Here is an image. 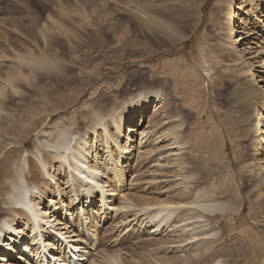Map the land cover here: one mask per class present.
Listing matches in <instances>:
<instances>
[{"label":"rangeland","instance_id":"rangeland-1","mask_svg":"<svg viewBox=\"0 0 264 264\" xmlns=\"http://www.w3.org/2000/svg\"><path fill=\"white\" fill-rule=\"evenodd\" d=\"M129 1L0 0V87L7 86V71L21 66L16 61L18 56H26L28 52L35 53L36 37L39 36L40 27L48 24L47 21L51 19L80 21L79 17L81 18L83 14L84 20L81 21L86 22L84 23L87 25L84 27L86 30H93L97 26L98 32L96 30V32H92L96 34L95 37L104 40L105 44L107 42L108 46L110 45L109 47L113 49L119 47L121 43L120 46L127 44L129 47L128 50L119 51L120 54H116L119 60L112 58V51L105 54L107 58L111 59L110 61L103 60V57L98 58L99 63L98 59L92 61L93 66L88 70L89 73L93 71L92 74H95V69L91 68L100 66L101 76L97 80H87L82 83V79L76 77L79 74L78 70L72 71L71 75L75 79L74 84L69 86V90L71 89V92L75 93L74 95H66L65 87H61L62 85L65 86L64 81L51 80L43 84L44 89L48 90L49 94L58 92L65 94L62 99L65 106H56L55 108L48 106L47 111L59 122H64L62 126L70 127L73 139H77L78 136L87 131L88 146L94 142V136L90 132V129L93 128L91 125L97 122L94 109H92L94 107L97 108L102 104L109 103V113L113 109L118 111L121 103L131 96L140 95L143 91H145L144 94L152 91L149 104H156L154 97L162 101L161 106L163 108L160 106L158 115L154 114L153 108L148 113L146 110L150 109L149 107L144 108V110H136L130 117L134 120L124 127L135 124V129L133 128L135 133L128 136L131 142L128 141L125 147H134L135 150L142 149L140 150L141 154L136 152L135 156H131V160L121 163L124 164L123 167L109 162L107 171L118 172L123 170L124 173L123 177L119 179L121 181L117 189L112 192L109 215L98 225V228L92 229V235H95V246L92 248L90 263L85 264H91L93 260L99 261L101 264H110L109 261L104 262L108 259L107 257H116L118 262L122 264H166L164 259L167 257L183 259L181 263L172 261L173 264H264V179L258 184L259 179L264 178V168H262L264 167V158L262 160L264 155L258 154L262 141L260 138L257 141L254 140V135L262 127L261 124L258 126L257 123L261 109L257 106L255 114L251 117L249 110L241 102L234 100L233 92L239 90V86H244L245 82L250 80V75L247 72L248 74L245 76L243 63H240L238 68L241 70L242 67L244 72L243 70L241 72L244 74L239 72L242 77L238 75L237 66L233 65L228 49L220 50L218 47L217 35L223 33L222 30L218 29H221V24L226 21V17L227 20L230 17L225 16L229 0ZM178 1L182 3L179 4ZM240 1L230 0L237 6ZM131 2L138 4L140 8L144 9L145 7L144 11H148L147 15L137 11V8L135 11ZM89 3H91V7ZM103 4L108 6L111 4L109 6L111 8H108V10L110 9L109 12H107L108 10L104 12L100 10ZM82 8L85 10L82 11ZM92 10H96L97 13L92 14ZM111 11L112 13H110ZM235 12L237 13V11ZM57 14L59 15L57 16ZM153 17L166 21L172 27L174 31L170 38L164 35L155 39L151 37L155 35V32L158 33L159 28L154 24ZM148 18L151 20L150 23H148ZM97 19L100 22L103 21V24H100L104 25L103 27H98L100 25L97 24ZM92 21L97 24L95 27ZM261 21L264 25V18ZM87 22L93 24L90 26ZM33 24L36 29H34ZM213 25H216L218 29L215 30ZM104 29L108 31L106 32ZM100 32L106 35L103 34L101 38ZM148 32L151 33L150 36H148ZM83 34L87 35L86 33ZM137 36L138 38H136ZM263 40H261L260 45L264 53ZM59 58L61 57L59 56ZM61 63L67 65V62ZM115 64L120 65V69L114 70L113 65ZM22 69L28 70L26 67ZM77 69L79 68L77 67ZM83 72L87 73V71ZM251 72L255 73L256 81H259L257 86L261 87L264 84H261V78H264V70L253 68ZM238 77L241 79L239 80ZM155 81L158 82L154 84ZM243 81L244 84H242ZM50 83L54 85V89L48 86ZM140 89L143 90L140 91ZM14 90L12 92H14L15 99L10 97V106L4 108L1 113L15 117V120H10L7 125H14L18 122L19 117L30 116V110L18 104L23 98L26 101L30 97L34 99L39 88L31 90L35 92H26L21 87H15ZM6 92L7 90H5ZM115 92H118V95L113 97L111 102L105 100L114 96ZM157 92L158 94H156ZM8 94L10 95V93ZM160 94L162 96H159ZM259 98H256L254 102L261 105L264 97L261 100ZM91 104L94 107H90ZM63 107L67 109L58 111L59 108ZM170 107L175 108L172 115L176 117L167 121L168 124L160 131L162 132L159 134L160 137L157 135L159 138L155 142L150 136L153 130V121L149 123L147 120L140 130L136 129L140 124V116L143 111H146L144 115L147 116V119L151 117L152 120L164 115L167 108ZM34 117L30 116L28 121L36 124L34 120L37 118L33 119ZM166 117L164 116V118ZM103 121L111 125L107 115ZM164 122L166 121L163 120L162 123ZM179 124L181 128L176 130L175 135L171 134L172 131L167 133L168 129H173ZM95 128L97 134L105 142V133L102 132V128L99 126ZM124 128L122 134H124L125 139L127 131ZM142 131L144 134L140 136ZM108 132L113 135L114 129L109 126ZM146 134L147 137L142 142V136L144 137ZM27 136L31 137L27 138ZM36 137L32 132L25 129L17 134H10L2 138L0 140V159L4 156L5 151H11V157H18L22 151L28 152L35 149ZM15 139H19L23 146L11 145L12 143H19ZM99 140L98 137L97 143L96 141L94 143L93 151L97 147L98 160H104L107 155L106 158L109 160L108 153L103 157L101 154L103 155V151H106V147H112L113 144L108 141V145L103 146ZM176 140L180 144L179 151L175 144ZM119 141L122 146L126 143L123 137ZM4 148H6L5 151H2ZM92 156L94 157V153ZM261 168L262 171H259ZM107 176L110 179L106 182L111 185L113 175L109 173ZM37 177V174H33L29 179H36ZM56 178H59V187L67 194L68 185H64L69 180L67 175L63 176L62 174ZM69 196L67 194L68 198ZM97 197L100 199V195ZM198 198H201L198 201L200 203L213 204L217 209L224 205L225 208L216 210L215 213L212 212L211 214L206 213L207 210L200 213L197 211L199 215L206 214L209 217H206L208 218V222L205 223L207 229L204 231V228H199V231H204V234L195 243L189 239L193 233L188 232V236L187 233L184 234L181 231L183 228L179 226L191 223L189 218L192 213H184L183 210H188L186 206H189V209H194L192 205ZM63 200L67 202L66 197ZM130 200L136 205L134 208L136 212L126 214L119 211L118 213L117 209L125 206L126 202ZM152 201H161L163 202L161 205L166 206L186 203L184 208L176 211L175 216H172V220L176 222L175 229L165 226L161 234L157 236L148 234L150 226L147 227L145 223L153 218L154 225L164 226L162 220L168 212L162 210L165 207L157 208L158 204L150 205L149 203ZM99 203L97 201L93 205L95 211H98ZM8 212L4 209L0 211V234ZM179 214L183 217L180 218ZM185 219L188 220L185 221ZM191 225L194 227V223ZM4 233H6V229H4ZM0 245L2 246V241H0ZM106 255L107 257H105ZM92 257L94 258L92 259ZM185 257L186 261L184 262Z\"/></svg>","mask_w":264,"mask_h":264},{"label":"bare ground","instance_id":"bare-ground-1","mask_svg":"<svg viewBox=\"0 0 264 264\" xmlns=\"http://www.w3.org/2000/svg\"><path fill=\"white\" fill-rule=\"evenodd\" d=\"M128 1L129 0H127V2ZM185 1L186 0H184L183 2ZM231 2L230 0L228 1L227 4L228 9L225 10V16H230L228 18L229 21L227 20L226 17V21H223L221 24L222 26L221 29H218L216 25H213V27L215 30L217 29L222 30L223 33L217 35L219 42L218 47L220 50H224L225 48L228 49V53L229 56H231L232 58L233 65L237 66L236 67V70H238L237 74L241 76L242 73L241 71L243 70L244 72V69H242V67L241 70L238 68L240 63L241 64L243 63L242 66H244L243 68H245V72H244L245 76L248 73L250 75L249 76L250 80H247L248 82H245L246 85L244 84L245 81L244 80L242 83L244 84V86L242 85L239 86L240 87L239 90L233 92L234 94L233 98L234 100L241 102L243 106H245V108L249 110L251 117L255 114L257 106H259L257 108L261 109V114L259 120H257V123L258 126L259 124H261L262 127L259 129V132L254 135V140L257 141L260 138V141H262L261 149L258 154L264 155V101L261 105H259V103L254 102L256 98L260 97L259 99L261 100V98L264 97V84L261 87L260 86L258 87L257 82L259 81H256L257 79L255 77L256 76L255 73L251 72L253 68L264 70V53L262 51L263 48L260 45L261 40L264 39V25L261 21V19L264 18V0H241L238 6ZM178 3L180 4L182 2L178 1ZM90 4L91 3H89V6ZM131 4L134 6L135 11L137 8V11H139L144 15H147L148 11L147 12L146 10L144 11L145 7L143 9L140 8L138 4L136 5V3L131 2ZM109 6H111V4ZM109 6L107 4L106 5L103 4L102 9L100 10H102L103 12L107 11L108 8H111ZM96 7L99 6L96 5ZM81 10L83 11L85 9L82 8ZM96 10L95 11L92 10L93 13L92 12L91 13L94 14ZM109 11L110 9L107 12ZM234 11H237V13L236 12L234 13ZM239 12L240 14H238ZM62 13L63 15L65 14L64 11ZM110 13H112V11ZM59 14H57V16ZM82 15L81 18L79 17V19L84 20V17L82 18ZM153 19H154V24L159 26V28L157 30L158 33L155 32V35L151 37L155 39L160 35H164L167 38L168 37L170 38V36L173 34L174 31L172 27L169 26V24H167L166 21H163L156 17H153ZM81 20L80 21H75V19L73 21L72 19H70L69 21L68 20L61 21L54 19L48 20L47 21L48 24H44L40 27V31L38 34L39 36L36 37L37 39L35 45L36 48L35 53L28 52L26 56L23 57L18 56V59L16 61L21 66L19 67L17 66L14 68L12 67L13 68V69L11 68L12 70H10L9 72L7 71L6 74L7 86L4 85L0 87V140L2 138L9 136L10 134H17L18 132L24 131L25 129H27L29 132H32L34 136H37L35 138L36 141L35 149L30 150L28 152L22 151V153L18 157L17 156L11 157L10 155L11 151H5L7 147L2 150L5 151V153L4 156H2V159H0V211L4 209V211H9V212L7 218H5L3 222L2 231L0 234L1 236L0 241H2V246L0 245V264L30 263V260L28 259L24 251H21V253L17 254L16 256L10 255L8 254L10 252L7 253L4 251V248L7 247V242L18 243L20 239H24V238L26 239L29 238V241L26 240L24 241L23 250H27L26 248L30 246L33 252L34 251L37 252L40 247L39 245L42 244L45 247V249L51 248L52 251L48 252V254L50 256L52 255L53 259H57V257L59 256L62 257V260H64V262H60V263L62 264L70 263L69 261L68 262L66 261V258L64 256H62V253L66 251V247H67V246H62L63 244L61 243V239H64L65 235L72 238L71 241L73 245L72 249L79 250L78 254H75V257H77V261H81L84 264L89 262L91 253L93 251L92 246L95 243V239H94L95 235L94 234L92 235L93 233L92 229L98 228V225H100V223L107 218V215H109V210H110L109 207H111V201L113 197L112 192H115V190L117 189L118 185L120 184L119 182L121 181V180L119 181V179L123 177V173H124L123 170H119L118 172H113L109 170L107 171L109 162L123 167L124 164L121 163L123 162L126 163L129 159L131 160L132 158L131 156L133 155L135 156L136 152H138V154H141L140 150L142 149L135 150L134 147H125L127 146L126 144L129 141L128 136L131 133L132 134L135 133V130H133V128L135 129L134 126L135 124L131 125L130 127L129 126H127L126 128L124 127L126 124H129L134 120V119H130V117L133 113L136 112V110L137 111L144 110V108L149 107L150 109L146 110L148 113L153 108L154 114H157L161 106L162 101L161 99L159 101V98L157 97H154V100L156 102L155 105L149 104L152 91L146 92L147 94H144L145 91H143L140 95L136 97L133 96L129 97L123 103H121L122 105L120 104L121 107L119 108L118 111L117 109H113L111 113L108 112V108L110 107L109 103L102 104L97 108H95L91 104L90 107L91 106L94 107L92 109H94L93 111L95 112V117H96L95 120L97 121L96 124L91 125L93 128L90 129V132L94 136V142L92 141L93 143L91 146H88L87 143V139H86L88 135L87 131L84 132L82 135L78 136L77 139H73L71 137L72 131H70L71 130L69 129L70 127L62 126L64 122L63 123L59 122L56 118L50 115V113L47 111L48 106H50L51 108H55L56 106H65V103L62 101L63 96L65 94L60 92L56 94L55 93L49 94V91L44 89L43 86L44 83L50 82L51 80L64 81L65 86L62 85L61 87L63 88L65 87L64 90L67 91L66 95H71V94L74 95L75 93L73 94V91L71 92V89L69 90V86L74 84V79H75V77L71 75L72 71L78 70L79 74L78 76L76 75V77L82 79V83H85L84 81L87 80L90 81L97 80L101 76L100 66L97 65L98 68L97 66L91 68V69L93 68L95 69V74H92L93 71L89 73L88 70H90V67L93 66L92 61H96L100 57L101 58L103 57L102 58L103 60L110 61L111 59L109 57L107 58L105 54L111 53L112 51H113L111 53L112 58L114 57L115 59L119 60L118 57H116V54L117 53L120 54L119 51H125L127 48H129L127 47V44L120 46L122 44L121 43L120 45L118 44L119 47L117 46L116 48L113 49L109 47L110 45L108 46L107 42L106 45L104 40L102 39L100 40L97 38V36L96 37L94 36L96 34H93L92 32H96V31L98 32L96 25L103 24L102 23L103 21L100 22L99 19H97L98 21L97 24L92 21L94 23V27L96 26L95 29L86 30L84 28L87 26L84 24L86 22ZM150 22L151 20L149 19L148 23ZM34 24L33 27H35ZM88 24L91 26L90 23ZM116 24H118V22ZM103 26L100 25L98 27L101 28ZM109 27L107 28L109 29ZM34 29H36V27ZM77 32L79 33L77 34ZM83 33H86L87 35H84ZM103 34L102 33L100 34L101 38ZM105 35L106 34H104V36ZM150 35L151 33H149L148 36ZM143 37L145 38V36ZM136 38H138V36ZM59 56L61 58H59ZM99 61L100 60L98 59V63ZM61 62H63V64L67 62V65H62ZM24 67L28 68V70L27 71L23 70L22 68ZM77 67L79 69H77ZM113 67L114 70L120 69V65L117 64L113 65ZM83 71H87V73H84ZM239 72L241 73L239 74ZM25 73H27V76H25ZM244 73H242V75ZM261 79H262L261 82L262 84L264 83V78ZM157 82L158 81H155L154 84ZM48 86H50L51 89H54L53 84L50 83ZM15 87H21L22 89H25L26 92L35 90V88H39L38 93L36 92L37 94L34 95V99L30 97V99L26 101L25 98H23L20 100V104H18L19 106L28 108L30 110L29 112L30 116H35L33 119L37 118L36 120H34L36 124L30 123L28 121L30 119L29 116L25 118L19 117L17 123H15L14 125H7V123L10 120H15V117L14 116L11 117L7 114L4 115L1 113L2 110H4V108L10 106L9 105L11 101L10 97H13L15 99L14 97ZM5 90H7L6 93ZM12 90H14V92H12ZM142 90L143 89H140V91ZM31 92H35V91H31ZM118 92H115L114 96H112L110 99H105V100L111 102V99L113 97H117ZM8 93H10V95ZM156 94H158V92ZM159 96H162V94H160ZM66 109L67 108L63 107V108H59L58 111L61 110L65 111ZM174 110L175 108L173 107L167 108L166 113L164 115L159 117L157 116L158 118L155 117L156 119L153 118L152 120L151 117L147 119V116L144 115L146 111H143V113L140 116L141 118L140 124L136 129L140 130L146 124L147 120L149 123L153 121L152 122L154 124V126L152 124L153 130L151 131V133L150 132L149 133L150 136L153 138V141L155 142L160 137L159 134L162 133L160 131H162L164 126L168 124L167 121H169V119L173 117H176L175 115H172V112ZM52 112L56 113L55 111ZM106 115L108 116V120L110 121L111 125L105 123L106 121H103ZM164 116L165 117L169 116V117L164 118ZM127 118L129 119L128 121ZM61 119L60 121H62ZM163 120H165L166 122L162 123ZM97 126L101 127L102 132L105 133L104 134L105 142L103 138H101L97 134L96 132L97 129L95 128ZM109 126L110 128L114 129L113 135L108 132ZM123 128L124 130L126 129L127 131V136L125 137V139L123 136L124 134H122ZM178 128H181L180 124L175 126V128L173 129H168L167 133L172 131L171 134L175 135L177 133L176 130ZM143 134L144 131L140 133V136ZM157 135L159 137H157ZM30 137L31 136H27V138ZM98 137L100 139L99 142L103 146L108 145V141H111L113 144V145L111 144L112 147L105 146L106 151L105 152L103 151V155L101 154V156L103 157L105 154L108 153L110 156L109 160H107L106 158L108 157V155L105 156L104 160L102 161L98 160L96 153L97 147L95 151H93L94 143L95 141L97 143ZM122 137L123 140H126L124 146L119 144L120 142L119 140ZM146 137L147 134L144 137L142 136L141 141L143 142V140L146 139ZM15 140L19 143L17 144L12 143L11 145L23 146L20 143L19 139H15ZM178 143L179 141L176 140L175 144L179 148L178 149L179 151L180 144ZM0 146H1V142H0ZM93 153H94V157L92 156ZM263 158L264 156H262V160ZM262 168L259 171H262ZM109 173L113 175L111 182V185L113 186L108 185L106 182L108 179H110V177L108 178L107 176ZM33 174H37L38 177L32 180L29 179ZM62 174L63 176L67 175V177L69 178V180H67L66 183H64V185L65 184L66 186L68 185L66 189H69L67 191L68 192L67 194L70 195L69 198L67 197V194L63 192V189L59 187V183H58L59 178H56V176L59 177L62 176ZM103 177L105 178L102 179ZM263 179L264 178L259 179L258 184L261 183ZM105 184L106 186H104ZM51 185L53 186L52 187L53 189L51 188ZM97 195H100V199L97 197ZM65 197L67 202L63 200V198ZM199 200H201V198H198L195 201V203H193L192 206H194L193 207L194 209H189L190 207L186 206V209L188 210L186 211L183 210L184 213L186 212L192 213V216L189 219L191 223H194V227L191 225V223H186L181 226H179L180 224L179 225L177 224L179 227L183 228L181 231L184 234L187 233V235L189 236L188 232L193 233L194 236L190 235L191 238H189L193 240V242L199 241L200 240L199 237L203 236L204 231L207 229L206 227L207 225H205V223L208 222V218L206 217L207 216L209 217V215L206 214L199 215L197 211H199L200 213L207 210L208 212L206 213L211 214L212 212L215 213L216 210L218 211L225 208L224 205H221V208L217 209L215 205L206 202L200 203L198 202ZM97 201L100 202L101 204L99 203L100 207L98 211H95L93 209V205H95ZM162 203L163 202L161 201H152L149 203L150 205L158 204L157 208L162 209V207H165L162 210H166L168 212H167V216H165V218L162 220L164 222L163 223L164 226L154 225L153 218H150L145 223L147 227L150 226L149 227L150 230L148 231V234L157 236L161 234L165 226L173 227V229H175L176 222L172 220V216L175 214L176 211L180 210L181 208H184V206L186 205V203H182V205L166 206L164 204L161 205ZM135 207L136 205H134L130 200L126 202L125 206L119 207L117 211L118 213L120 211L122 213L127 214L129 212H136L134 210ZM153 207L151 208L153 209ZM144 215H149V214H144ZM180 216H181L180 218L183 217L182 215ZM187 220L188 219H185V221ZM185 221L182 220V222L184 223ZM195 225H197V227H195ZM199 228L202 229L204 228V231H199ZM4 229H6V233L7 232L9 233L7 234L4 233ZM39 232L42 235L41 241H35V238H31V236L29 235L31 234L36 237L38 236ZM84 233L87 234V239L81 236ZM87 249L88 250L90 249V251H88ZM29 254L33 256L31 251L29 252ZM105 257H107V255ZM93 258L94 257H92V259ZM107 258L108 259L104 260V262L109 261L110 264L120 263L118 262V259L116 257L113 258L107 257ZM46 259L49 258L46 257ZM101 260L103 261V258ZM164 260L166 264H173V262L174 263L183 262V259L178 257L176 258L167 257ZM185 261H186V257L184 258V262ZM98 263L99 261L97 262L96 260H93L91 262V264H98Z\"/></svg>","mask_w":264,"mask_h":264}]
</instances>
